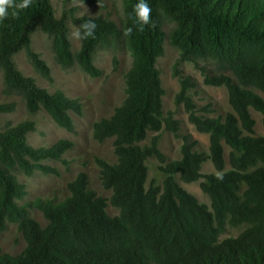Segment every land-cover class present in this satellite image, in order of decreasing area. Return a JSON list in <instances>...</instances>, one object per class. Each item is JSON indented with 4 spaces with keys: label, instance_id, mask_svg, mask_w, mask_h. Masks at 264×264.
Masks as SVG:
<instances>
[{
    "label": "trees",
    "instance_id": "trees-1",
    "mask_svg": "<svg viewBox=\"0 0 264 264\" xmlns=\"http://www.w3.org/2000/svg\"><path fill=\"white\" fill-rule=\"evenodd\" d=\"M138 2L122 0L120 27L100 15H77L74 8L56 17L49 0H31L27 8L9 9L0 20L5 91L18 93L29 113L42 109L68 131L70 112H81L79 100L39 87L16 69L13 55L23 50L34 70L49 78V67L30 48L31 35L39 29L51 37L61 66L76 63L89 76L102 73L93 63L99 46L123 36L131 56L123 100L110 116L92 125L94 140L112 138L115 162L95 160L100 183L111 192L108 199L96 195L80 171L67 183L69 195L61 201H23L24 185L10 172L56 173L42 161L60 159L73 142L59 139L48 146L29 145L26 137L33 122L28 119L0 130V231L13 223L25 241L16 255L0 251V264H264V135H255L250 113V109L258 112L264 126V0H146L150 23L142 31L134 22ZM162 16L174 23L168 41L180 59H211L220 72L205 74L204 82L227 91L230 111L206 117L195 112L186 95L189 81L179 79L176 104H183L197 131L208 134L207 152L196 150V141L180 134L173 112L162 109L164 89L155 66L165 39ZM66 17L77 28L88 19L97 24L95 38L80 39L76 52L67 38ZM173 74L177 75L175 69ZM13 109V103H0V115ZM162 129L181 137L179 158L168 160L158 150L157 135L139 144L147 131ZM223 145L229 148L227 170ZM151 156L158 161L161 178L160 183L151 178L146 185L145 161ZM206 160L217 173L200 172ZM176 176L184 183L200 180L209 206L181 187ZM107 202L118 210L116 215L106 213ZM33 208L42 212L45 225L29 215ZM226 221L246 227L218 241Z\"/></svg>",
    "mask_w": 264,
    "mask_h": 264
},
{
    "label": "rangeland",
    "instance_id": "rangeland-1",
    "mask_svg": "<svg viewBox=\"0 0 264 264\" xmlns=\"http://www.w3.org/2000/svg\"><path fill=\"white\" fill-rule=\"evenodd\" d=\"M54 14L60 17L74 8L77 15L103 16L113 20L117 26H121L123 20L122 0H96L93 3H83L79 0L65 2L64 0H49ZM68 28L67 38L72 52H76L80 39L73 37L72 33L77 29L69 17H66ZM174 27V23L162 16V29L165 32L162 54L156 60V68L159 71L161 86L164 89L162 96L163 111L171 110L173 117L178 120L180 134H188L191 140H195V149L208 150V134L199 132L188 120L182 103L176 104V95L180 89L179 79L186 78L189 88L186 95L190 98L197 114L206 117L223 116L230 111L228 95L224 86H213L204 82L205 74L219 73L220 70L211 59L198 58L195 61L180 59L178 50L168 41V33ZM30 48L39 54L40 58L49 67V78H44L32 67L23 50L13 55L16 69L23 75L33 78L35 83L49 92L61 91L69 98H77L81 104L79 114L70 112L72 130L57 125L42 109L29 113L22 97L16 92L5 91L2 71L0 69V103L14 104L11 112L0 115V130L7 125L16 124L26 119L33 122V130L28 132L27 143L33 147L48 146L59 139H68L73 146L65 151L58 160H43L42 162L54 168L56 173H44L34 170L26 175L19 169L10 173L15 179L24 185L25 196L23 201L52 200L59 202L69 195L67 183L78 172L83 171L87 175L88 187L96 195L108 199L110 190L104 189L99 179V167L96 159L100 158L109 163L115 162L112 138L96 141L92 138V125L100 118L111 115L113 108L121 103L124 93V74L130 67L131 56L126 41L121 36L116 42L107 46H99L93 54V63L101 71L99 76H89L76 63L71 66H61L55 59L52 50L51 37L39 29L31 35ZM176 70L177 75L173 74ZM229 74V72H224ZM255 121V135H264V126L261 115L250 109ZM157 135V148L168 160L180 157L181 137H176L168 130L157 132L147 131L145 139L139 144H147L149 139ZM229 148L223 145L225 159L224 170L229 169L227 153ZM147 179L151 178L160 183V173L157 169L158 161L151 156L146 159ZM200 172L217 173L209 160L202 163ZM179 185L192 194L200 203L209 206V198L199 187L200 180L184 183L176 176ZM109 216H114L118 210L107 202L105 208ZM29 215L41 226L46 219L38 208L29 209ZM246 224L231 226L226 221L223 229L218 233L217 240L236 236ZM25 247V241L21 233L13 223L5 224L0 231V251L10 255L20 253Z\"/></svg>",
    "mask_w": 264,
    "mask_h": 264
},
{
    "label": "clouds",
    "instance_id": "clouds-1",
    "mask_svg": "<svg viewBox=\"0 0 264 264\" xmlns=\"http://www.w3.org/2000/svg\"><path fill=\"white\" fill-rule=\"evenodd\" d=\"M31 3V0H22V3H15V0H0V20L5 19L9 15V9H23L27 8ZM135 12V23L140 25V30H143L144 25L150 23V12L146 0H139L134 8ZM97 24L94 19H88L81 23L79 27L72 33L73 37L76 39H87L89 37L95 38V30ZM132 33V28L128 29V34Z\"/></svg>",
    "mask_w": 264,
    "mask_h": 264
}]
</instances>
